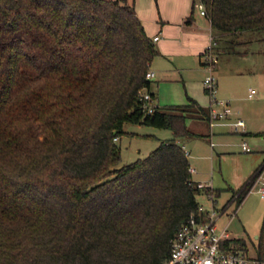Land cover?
I'll list each match as a JSON object with an SVG mask.
<instances>
[{
  "label": "trees",
  "instance_id": "1",
  "mask_svg": "<svg viewBox=\"0 0 264 264\" xmlns=\"http://www.w3.org/2000/svg\"><path fill=\"white\" fill-rule=\"evenodd\" d=\"M196 2L219 33L264 31V0ZM157 53L127 0H0V264L167 258L196 195L210 192L177 141L208 109L188 97L147 112L140 93L156 101L145 73ZM126 122L173 137L116 167Z\"/></svg>",
  "mask_w": 264,
  "mask_h": 264
},
{
  "label": "rangeland",
  "instance_id": "2",
  "mask_svg": "<svg viewBox=\"0 0 264 264\" xmlns=\"http://www.w3.org/2000/svg\"><path fill=\"white\" fill-rule=\"evenodd\" d=\"M128 1L134 2L138 17L146 22L148 35L158 34L160 40L154 41L156 48L164 45L166 49L164 55L154 57L151 62L162 71L153 82L161 106L185 104L191 97L208 109L209 96L197 74L182 73L177 67L188 65L190 59L197 63L192 55L190 58L184 53L186 45L200 44L201 38L206 39V43L211 32L214 36V51L218 57L214 67L216 96L229 101L234 112L230 120L242 119L246 133L234 131L223 122H213L209 127L205 120L188 119L187 125L196 135L177 139L185 146L189 164L196 170L191 174L192 180L217 190L214 197L217 204L222 205L256 175L264 162V31L223 35L211 29L206 16L194 6L191 23L184 22L181 27L170 24L166 40L156 27L160 24L159 1ZM250 89L255 91L251 96L248 95ZM123 130L125 133L115 139L120 148L116 167L145 157L160 139L173 137L169 129L143 124L126 122ZM243 141L249 147L247 151L241 149ZM257 189V185L250 187L239 205L231 204V209L237 206V210L228 230L231 238L242 241L249 257L258 258L260 251L261 259L257 264H264V197ZM196 200L204 207L210 206L203 192L196 195Z\"/></svg>",
  "mask_w": 264,
  "mask_h": 264
},
{
  "label": "built area",
  "instance_id": "3",
  "mask_svg": "<svg viewBox=\"0 0 264 264\" xmlns=\"http://www.w3.org/2000/svg\"><path fill=\"white\" fill-rule=\"evenodd\" d=\"M199 9V13L207 16L204 5L201 2L194 4ZM153 41L157 40L154 36ZM213 40L205 46L202 52V65L206 71L203 77L202 84L204 90L209 96L208 103V125L213 122H223L231 126L234 131L241 130V133H246L244 130V122L240 118L230 120V116L234 113L228 100L219 99L216 96L217 82L214 76V67L217 62V54L214 51ZM155 72L148 69L145 73L147 79H152ZM255 91L250 89L249 96ZM141 99L144 101V107L147 112H151L156 105V101L148 91L140 93ZM116 139V138H115ZM212 144V143H211ZM185 155L188 151L181 144ZM241 149L247 151L249 147L246 142L241 143ZM195 168L189 167V172H195ZM257 185L258 193L264 197V162L258 169L251 187ZM200 188L208 187L209 193H204L207 196L210 206L204 207L198 203L196 212H192L189 216L180 223L174 232L171 239L170 251L167 258L160 264H250L257 263L256 258L249 257L241 244L236 243L235 239L230 237L228 225L233 216L236 214L237 206L231 209V204L235 201L237 193L224 202L218 205L216 194L213 188L205 185L202 182H197ZM224 219H227L225 221Z\"/></svg>",
  "mask_w": 264,
  "mask_h": 264
},
{
  "label": "crops",
  "instance_id": "4",
  "mask_svg": "<svg viewBox=\"0 0 264 264\" xmlns=\"http://www.w3.org/2000/svg\"><path fill=\"white\" fill-rule=\"evenodd\" d=\"M158 1H159V10H160V18H159L160 24L157 23L156 27H157V31L162 33L165 36L166 40H167V38L169 36L168 35L169 34L168 29L169 28L168 27H169L170 24L176 23L177 27H181V25L184 22L186 24H190L191 23V21L193 19V16L191 17L190 21H188V22L185 19H187V17L190 14H192L191 12H193L192 10L194 8L192 9V7H193L194 0H158ZM131 3H134V2H131ZM134 7H135V4H134ZM135 10H136V8H135ZM140 20H141V22H142V24H143V26H144V28L146 30V33H147L146 22L143 21L142 19H140ZM208 23H209V21H208ZM209 27L211 28L210 23H209ZM223 35H227L228 36L229 34H223ZM149 36L152 37V38L154 36H157V40H155V41H159L160 40V38H159L157 33L154 34V35H149ZM205 40L206 39L203 40L201 38V41L199 42L200 44H196V45L189 44V45H186L184 47V53H186L190 58H191V55H192L193 58L196 59L195 61H197V63H194V62L192 63L191 62L192 60L190 59L188 65H186V64H183V65H180V66L178 65L179 67H177L175 65V67H177V69H179L182 73H185L186 71H192L193 74L194 73L197 74V76L199 77L198 80H200V81L203 80V77L206 74V71H205V69H204V67L202 65V57H201L202 55L201 54H202L205 46L209 43V41L210 40H213V41L215 40L212 32L209 33L206 43H205ZM157 51H158V53H157V55L155 57L160 56V55H164L166 53V49H165L164 45H160V48L157 49ZM217 61H218V57H217ZM174 64H176V63H174ZM216 64H217V62H216ZM150 69H152L155 72V76H154V78L150 79L151 83H150L149 90L151 92H153L155 94V96H156L155 88H153V82L157 81L156 78H158L159 74H161L162 71L157 66H155L152 63L150 64ZM156 103H157V105H159L157 96H156ZM159 106H161V105H159ZM177 141L180 143L179 139H177ZM256 259L258 260L257 263H259V259L258 258H256ZM257 263H252L251 262L250 264H257Z\"/></svg>",
  "mask_w": 264,
  "mask_h": 264
}]
</instances>
